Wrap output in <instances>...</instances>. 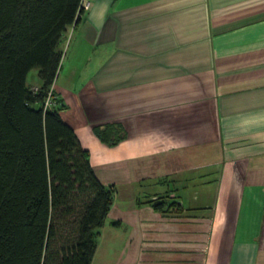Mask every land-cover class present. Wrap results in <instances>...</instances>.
Here are the masks:
<instances>
[{"label": "crops", "instance_id": "1", "mask_svg": "<svg viewBox=\"0 0 264 264\" xmlns=\"http://www.w3.org/2000/svg\"><path fill=\"white\" fill-rule=\"evenodd\" d=\"M89 2L49 90L114 184L91 262L264 264V0Z\"/></svg>", "mask_w": 264, "mask_h": 264}, {"label": "trees", "instance_id": "2", "mask_svg": "<svg viewBox=\"0 0 264 264\" xmlns=\"http://www.w3.org/2000/svg\"><path fill=\"white\" fill-rule=\"evenodd\" d=\"M83 11L81 0H0V264H91L113 203L114 184L97 178L89 151L59 114L65 105L55 106L53 94L44 105L61 62L58 44ZM33 69L36 89L26 82ZM109 134L103 140L117 142ZM146 202L184 210L167 195Z\"/></svg>", "mask_w": 264, "mask_h": 264}, {"label": "rangeland", "instance_id": "3", "mask_svg": "<svg viewBox=\"0 0 264 264\" xmlns=\"http://www.w3.org/2000/svg\"><path fill=\"white\" fill-rule=\"evenodd\" d=\"M69 30V29H68ZM71 36H72V28H71V30H69V31H67L66 33H65V37L66 38H63L62 39V42H61V45H60V47H59V49L62 51V55L63 54H65V51H66V48H67V46H68V44H69V41H70V38H71ZM66 40V41H65ZM73 45H74V43H73ZM76 45V44H75ZM78 51V47H77V50L75 49V53H72L71 52V50H69V52L67 53V56H69L68 57V60H70L71 58H73L72 56H73V54L74 55H76V52ZM37 80V74H36V69H33V70H31L29 73H28V75H27V78H26V82H27V84L28 85H31V84H33L35 81ZM33 89H36V87H32ZM160 179V178H159ZM158 179V180H159ZM167 179V178H166ZM148 180V179H147ZM162 181V180H161ZM144 185H147L148 184V182H146V181H144ZM150 184V183H149ZM148 186V185H147ZM155 189V188H154ZM148 190H145L144 192H141V193H137V197H139V199H144L145 198V196L146 195H148ZM114 198V197H113ZM171 198V197H170ZM178 200V199H177ZM180 200H181V198H180ZM184 202V201H183ZM121 230H119V232H120ZM113 252V251H112ZM91 264H98L97 263V260L95 259L93 262H91Z\"/></svg>", "mask_w": 264, "mask_h": 264}, {"label": "built area", "instance_id": "4", "mask_svg": "<svg viewBox=\"0 0 264 264\" xmlns=\"http://www.w3.org/2000/svg\"><path fill=\"white\" fill-rule=\"evenodd\" d=\"M89 5H90L89 0H81V7H82L83 10L88 9ZM51 98H52V93L49 90L48 93H47V96L45 98V101H44V105L45 106H50L52 104Z\"/></svg>", "mask_w": 264, "mask_h": 264}]
</instances>
